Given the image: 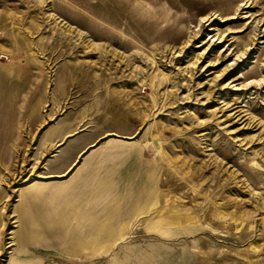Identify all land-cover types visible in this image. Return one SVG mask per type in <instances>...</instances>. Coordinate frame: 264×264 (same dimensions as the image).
<instances>
[{
    "label": "rangeland",
    "instance_id": "rangeland-1",
    "mask_svg": "<svg viewBox=\"0 0 264 264\" xmlns=\"http://www.w3.org/2000/svg\"><path fill=\"white\" fill-rule=\"evenodd\" d=\"M263 20L0 0V264H264Z\"/></svg>",
    "mask_w": 264,
    "mask_h": 264
},
{
    "label": "crops",
    "instance_id": "crops-1",
    "mask_svg": "<svg viewBox=\"0 0 264 264\" xmlns=\"http://www.w3.org/2000/svg\"><path fill=\"white\" fill-rule=\"evenodd\" d=\"M93 144H91V146H92ZM95 145V144H94ZM110 145H112V144H110ZM94 147V146H93ZM87 150V151H86ZM90 148H88V149H85L82 153V155L80 156V159L77 161V163L78 164H80L81 163V161H82V159L90 152ZM86 151V152H85ZM107 153H109L108 151H103L101 154H106V156H108V157H110L109 155H107ZM123 154V153H122ZM124 157L127 159L128 158V156H122L121 155V160H124ZM111 158V157H110ZM77 164V165H78ZM92 164H94V163H91V165ZM90 165V166H91ZM89 165L87 166V168L88 167H90ZM87 168L85 169V171L87 170ZM83 172V175H80V176H78L75 180H72L71 182H68V183H66V184H62V191H59L60 193H59V195H60V197H62L61 198V200L59 199V203H62V204H68L69 202H70V200L72 201V200H74V199H78V200H80L81 198H79V197H77V194H79V195H84V192H86V189H85V186H84V188H82V185H84L85 184V173L86 172ZM86 178H88V177H86ZM94 183H95V181H94ZM94 185V184H93ZM77 190H79V193H76L77 192ZM88 190H90V189H88ZM90 194V193H89ZM94 194H98L97 192H96V190H94ZM64 197H66V199L64 198ZM84 199H85V196H84ZM60 201H62V202H60ZM87 201V200H86ZM78 203H80V202H78ZM81 204V203H80Z\"/></svg>",
    "mask_w": 264,
    "mask_h": 264
},
{
    "label": "bare ground",
    "instance_id": "bare-ground-1",
    "mask_svg": "<svg viewBox=\"0 0 264 264\" xmlns=\"http://www.w3.org/2000/svg\"><path fill=\"white\" fill-rule=\"evenodd\" d=\"M241 4V3H240ZM240 4H237V6L239 5V7L238 8H236V10L239 12H241V10L240 9H242L243 7H240ZM246 6V5H245ZM235 9V8H234ZM247 11H245V13H246ZM246 15V14H245ZM235 15H233L232 17H234ZM237 16V15H236ZM253 16V15H252ZM251 16V17H252ZM230 17V16H229ZM254 17V16H253ZM255 17H257V16H255ZM254 17V18H255ZM263 19V16H261L260 18H258V22L260 21V20H262ZM253 20V19H252ZM263 22H264V20H263ZM261 26V25H260ZM260 26L258 27V23L254 26V27H252L253 29H254V36L256 37L257 36V38H262V37H264V29H260ZM263 26V25H262ZM262 28V27H261ZM68 29H70V28H68ZM230 32H233V30L231 31L230 30ZM258 35H261L260 37H258ZM262 42V41H261ZM264 59V58H263ZM264 69V68H263ZM233 81V80H232ZM260 84V83H259ZM235 113V112H234ZM254 122V121H253Z\"/></svg>",
    "mask_w": 264,
    "mask_h": 264
},
{
    "label": "water",
    "instance_id": "water-1",
    "mask_svg": "<svg viewBox=\"0 0 264 264\" xmlns=\"http://www.w3.org/2000/svg\"><path fill=\"white\" fill-rule=\"evenodd\" d=\"M94 146H95V145H94ZM86 151H87V150H86ZM86 151H85V152H86Z\"/></svg>",
    "mask_w": 264,
    "mask_h": 264
}]
</instances>
